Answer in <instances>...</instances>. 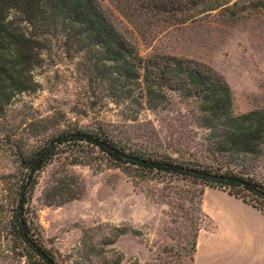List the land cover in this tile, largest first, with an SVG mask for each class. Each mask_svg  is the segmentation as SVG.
<instances>
[{"label":"rangeland","instance_id":"1","mask_svg":"<svg viewBox=\"0 0 264 264\" xmlns=\"http://www.w3.org/2000/svg\"><path fill=\"white\" fill-rule=\"evenodd\" d=\"M100 1L141 55L200 61L224 78L234 115L264 109L263 9L232 16L217 8L184 23L141 28L113 1ZM75 46L60 33L47 35L41 62L32 71L37 88L15 95L0 112V223L8 220L24 179L20 157L65 129L100 128L131 148L220 164L264 184V147L257 155L216 151L209 130L197 122L194 99L167 90L162 106L152 109L140 85L134 98L115 96L111 79L94 69L93 55ZM81 158L87 162H74ZM198 190L203 214L197 199H184ZM52 197L61 202L49 203ZM30 207L59 264H195L199 238L196 264H264V251L256 253L248 244L244 249L242 243L245 232L247 240H264L259 209L189 180L143 176L93 149L61 153L43 167ZM6 233L0 232V264H26Z\"/></svg>","mask_w":264,"mask_h":264},{"label":"trees","instance_id":"2","mask_svg":"<svg viewBox=\"0 0 264 264\" xmlns=\"http://www.w3.org/2000/svg\"><path fill=\"white\" fill-rule=\"evenodd\" d=\"M111 1L141 28L144 24L184 23L217 8L232 16L246 9L264 10V0ZM57 33L74 42L77 51L93 55L94 69L111 79L110 89L115 96L134 98V88L140 85L145 104L156 109L162 106L167 90L176 91L196 101L197 122L209 130L216 151L230 155L262 152L264 109L234 115L231 92L224 78L200 61L154 52L141 55L114 26L100 0H0V112L15 95L37 88L32 71L41 62L45 37ZM118 86L124 88L121 93ZM92 149L111 163L132 166L143 176L167 175L226 191L259 209L264 216V184L243 172L131 148L100 128L65 129L20 157L24 179L17 185L8 220L0 223V232L6 230L17 256L26 264H59L56 253L45 244L30 207L38 173L61 153ZM74 160L87 162L82 158ZM201 194L202 190H198L184 197L190 203L197 199L199 213ZM52 198L49 203L61 202Z\"/></svg>","mask_w":264,"mask_h":264},{"label":"crops","instance_id":"3","mask_svg":"<svg viewBox=\"0 0 264 264\" xmlns=\"http://www.w3.org/2000/svg\"><path fill=\"white\" fill-rule=\"evenodd\" d=\"M261 221L263 220V219H260ZM262 222H264V221H262ZM264 224V223H263ZM237 231H239V230H237L236 228L233 230V232H234V234H236V232ZM232 232V233H233ZM233 234V235H234ZM203 240V239H202ZM242 240H243V246H244V249H245V247H246V244H248L249 246H251L253 249L255 248V250H256V253L257 252H262V251H264V240H261V239H258L257 241H255V239H254V237L253 236H250L249 238H248V240H247V238H246V232H245V235L242 237ZM201 240H200V238L198 239V247H197V250H196V252H195V264L197 263V258H198V255H199V253H200V249H201ZM255 243V244H254Z\"/></svg>","mask_w":264,"mask_h":264}]
</instances>
